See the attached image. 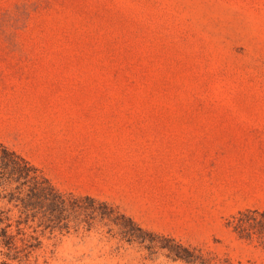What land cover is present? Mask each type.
<instances>
[{"label": "rangeland", "instance_id": "rangeland-1", "mask_svg": "<svg viewBox=\"0 0 264 264\" xmlns=\"http://www.w3.org/2000/svg\"><path fill=\"white\" fill-rule=\"evenodd\" d=\"M0 144L81 199L0 264H264V0H0Z\"/></svg>", "mask_w": 264, "mask_h": 264}, {"label": "trees", "instance_id": "trees-1", "mask_svg": "<svg viewBox=\"0 0 264 264\" xmlns=\"http://www.w3.org/2000/svg\"><path fill=\"white\" fill-rule=\"evenodd\" d=\"M0 148L2 149V155L0 156V189H2L4 182L15 185L12 192L0 193V201H6L7 204L12 205V208L16 209L19 214V219L15 220L13 225L5 210L0 207V248L7 253L18 252L16 250V240L21 235L20 225H27L29 221L33 222L36 218L38 227L68 231V224H66L67 210L78 211L81 208L79 205L81 199L58 191L36 167L23 157L6 149L1 144ZM82 200L88 202V209L92 214L95 212L96 205L105 211L107 218L115 212V209L105 202H99L91 197H84ZM37 215H39V218ZM118 216L130 227L129 231L139 233L137 235L128 232L132 240L143 242L145 240L143 235H149L130 218L119 213ZM85 223L89 226V222L86 221ZM13 226L16 228L14 232L12 231ZM30 240L24 243L25 248L37 249L39 245L37 238L31 236ZM165 240L171 242L169 239ZM174 246L178 249L169 246H161V248L166 249L173 259L186 261L188 257L187 248L180 244H174Z\"/></svg>", "mask_w": 264, "mask_h": 264}, {"label": "crops", "instance_id": "crops-1", "mask_svg": "<svg viewBox=\"0 0 264 264\" xmlns=\"http://www.w3.org/2000/svg\"><path fill=\"white\" fill-rule=\"evenodd\" d=\"M95 199V198H94Z\"/></svg>", "mask_w": 264, "mask_h": 264}]
</instances>
